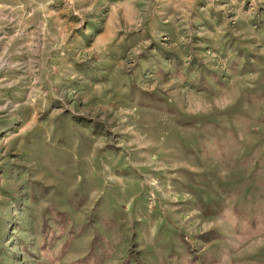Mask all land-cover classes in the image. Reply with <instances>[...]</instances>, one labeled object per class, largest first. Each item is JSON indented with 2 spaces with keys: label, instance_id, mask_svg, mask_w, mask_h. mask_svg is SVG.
I'll return each mask as SVG.
<instances>
[{
  "label": "rangeland",
  "instance_id": "1",
  "mask_svg": "<svg viewBox=\"0 0 264 264\" xmlns=\"http://www.w3.org/2000/svg\"><path fill=\"white\" fill-rule=\"evenodd\" d=\"M158 1L0 0V72L35 97L15 44L43 29L54 100L43 132L0 135V264H264V0H195L204 27L167 11L179 37ZM81 41L110 72L86 90Z\"/></svg>",
  "mask_w": 264,
  "mask_h": 264
},
{
  "label": "crops",
  "instance_id": "2",
  "mask_svg": "<svg viewBox=\"0 0 264 264\" xmlns=\"http://www.w3.org/2000/svg\"><path fill=\"white\" fill-rule=\"evenodd\" d=\"M179 1L180 2H178V0H159L158 3H156L155 10L157 11V14L152 15V19H156L157 21H159V23L162 24V30L164 33L169 32L174 37H179L182 34L181 29L175 26V22L169 20L170 14L167 13V11L170 10H190V12L187 13L185 16H181V21H183V23L186 21V27L190 24V22H193L194 20H197L195 24H198L199 27H204L205 25H207L208 20H210L211 17L209 18L206 15H202V21L200 20V13L194 12L196 11L195 0V3L193 0ZM197 5H200V3H197ZM156 20H154V22H156ZM152 22L153 21H151V23ZM92 26L93 25L89 23L84 24L83 29H79V33L86 39V34L87 32H90V30H92ZM36 31V42H30L26 40L15 44V46H19L21 48V51L15 52V54L19 55L21 59L23 58L22 51L24 46L29 45L28 50H30L31 48H35L37 57V74L35 79V85L33 87V89L35 90V97L30 98L28 96V87L26 83L19 82L22 84H19L18 86L16 85V87H12L13 77L8 75L9 78H7L6 73L0 72V135L3 136H9L15 132H17L19 136H26L29 134L32 135L35 133L37 134L38 132H43L45 129L44 116L46 106L47 108H49L50 105H52V102L54 101L49 98V91H46L47 87L45 84L44 62L45 41L43 36H39L40 34L43 35V29H41L40 31ZM110 32H112V30L106 29V31H104V34L102 33L103 35L102 37L100 36L99 45L105 44L106 41H111L112 37L110 38V36L107 35V33ZM2 33L3 35L0 36V56L4 53H10V51L12 52L14 46L12 30L6 28L4 31H2ZM144 33L148 34V36L151 35L148 26L146 28L138 30L133 35L143 36ZM30 45L33 47L30 48ZM78 45L84 46V51L86 54H83L82 56L84 61H78V64L81 63V66H79L77 70H74V72H71V75H73L74 77L79 76L80 80L78 81L76 88L79 90H86L89 89V87L93 86L92 82L94 80L100 79L103 76L107 77L109 75L110 72H108V69H106L107 72L105 71V66L108 65V57L106 56V52H104L103 49H99L98 52L100 53L101 61L100 65L104 66H101L99 68L91 67L89 62L91 59L89 61H87V59L93 53V43L81 41V43H78ZM90 50L91 52H88ZM141 55L142 57L147 56L145 52L144 54L141 53ZM48 56L50 58H53L50 55ZM67 58H70L71 62L73 64H76V60L70 54H68V52ZM180 72L181 69H178L177 73H179V75L181 74ZM170 73H173V71H171ZM64 76H67V74H64ZM159 76L163 79H168V77H171V75H169L168 77L165 75L162 76L161 73H159ZM96 102H98V100H96Z\"/></svg>",
  "mask_w": 264,
  "mask_h": 264
}]
</instances>
